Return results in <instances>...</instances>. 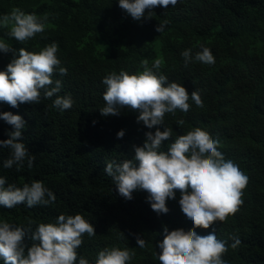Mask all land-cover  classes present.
<instances>
[{
	"label": "trees",
	"instance_id": "obj_1",
	"mask_svg": "<svg viewBox=\"0 0 264 264\" xmlns=\"http://www.w3.org/2000/svg\"><path fill=\"white\" fill-rule=\"evenodd\" d=\"M16 7L46 15V29L22 44L8 35L10 27L0 26V40L33 52L56 42L57 57L67 69L66 75L57 72L52 77L62 84L56 95H71L74 103L61 111L52 106L55 96L44 99L43 90L39 104L13 108L0 102V112L26 121L22 142L35 155L31 168L25 161L19 171L15 166L6 169L3 163L10 149L0 147L5 186L39 180L56 196L48 206H0V221L27 228L31 220L34 231L39 223H54L60 214H81L96 235L83 236L78 259L82 256L94 264L100 250L116 246L135 252L127 264H160L155 245L164 238L163 227L169 231L193 227L180 209L179 191L174 190L175 199L167 200L169 211L157 214L145 191L137 190L126 200L104 171L108 162L131 159L133 145L142 146L145 132L155 128L137 123L139 113L127 108L117 116H102L99 111L105 106V76L121 70L136 73L143 70L142 60L151 67L159 59V72L189 95L198 90L204 104L197 107L190 98L188 112L165 114L164 124L172 128L173 137L163 142V150L177 135L199 127L219 140L225 159L238 164L249 178L239 210L208 229L196 228L197 234L215 230L217 239L229 246L223 256L227 264H264V0H177L166 9H146L139 21L120 8L118 0H0V17ZM164 20L169 23L158 33L155 29ZM202 47L211 50L215 63L193 59L185 66L182 52L191 49L194 57ZM11 58V53L0 52V71ZM121 129L125 134L118 139ZM12 130L0 119V140L8 139ZM137 236L146 241L144 248L137 246ZM236 238L241 243L233 249ZM24 242L33 243L27 234Z\"/></svg>",
	"mask_w": 264,
	"mask_h": 264
},
{
	"label": "clouds",
	"instance_id": "obj_2",
	"mask_svg": "<svg viewBox=\"0 0 264 264\" xmlns=\"http://www.w3.org/2000/svg\"><path fill=\"white\" fill-rule=\"evenodd\" d=\"M119 7L134 20H141L145 10L157 6L168 8L175 6L177 0H118ZM149 11L148 16L151 17ZM48 17H38L35 13H25L19 7L0 17V26L10 27L8 35L20 43H27L37 34L45 31ZM169 21L158 24L155 31L164 30ZM58 44L52 42L39 51L18 50L0 40V52L11 53L12 58L5 70L0 71V102L13 108L20 104H39L42 96L49 99L55 96L52 106L64 111L73 106L71 95H56L61 89V81H53L57 72L66 75L67 69L61 66L57 57ZM185 66L192 61L214 64L211 50L202 47L193 57L191 49L181 54ZM142 71L130 74L121 70L105 76L102 83L106 85L103 93L105 106L99 110L102 116L120 115L122 109L138 112L136 122H142L148 129L142 146L133 145L134 156L122 162H108L105 173L114 182L120 196L126 200L133 199V193L143 190L148 195L146 201L157 214H166L169 209L166 202L175 199V191L180 193L179 206L182 213L192 221L193 227L185 231L178 228L169 231L163 227L164 238L156 243L159 249L157 258L160 264H227L223 259L228 251L226 241L217 239L215 230L207 235H198L196 228L208 229L212 224L224 222L234 215L243 204V190L248 184V176L232 160H226L218 150L219 140L213 139L205 130L195 127L186 134L177 135L166 150L163 142L173 137L172 128L164 124L166 113L174 114L176 110L188 112L191 98L197 107L204 104L198 90L189 95L181 84L169 82L159 72L161 61L156 59L149 67L147 59L141 61ZM53 87H49L53 85ZM166 85V86H165ZM3 119L12 126L7 133L8 139L0 140V147L10 149V156L3 167L17 171L33 166L35 155L31 154L22 142V131L26 121L11 112H0ZM95 123V122H94ZM180 125L183 120L178 121ZM163 126V131L160 130ZM124 130L117 132V138L124 136ZM138 162V166H137ZM0 177V206L12 209L20 204L32 208L36 205L48 206L55 202L54 193L39 180L25 183L22 187L7 184ZM0 221V258L3 264H77V249L83 243V236H95L93 224L81 214H60L54 223H39L34 231ZM33 242L25 244V235ZM123 235V233H121ZM241 241L234 239L231 247L237 248ZM140 248L146 241L136 237ZM135 252L128 247H106L100 250L94 264H127ZM78 264H90L84 257H79Z\"/></svg>",
	"mask_w": 264,
	"mask_h": 264
}]
</instances>
